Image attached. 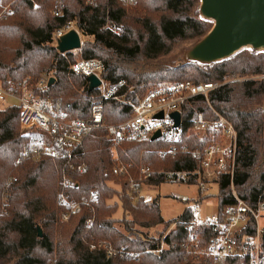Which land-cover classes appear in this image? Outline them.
<instances>
[{"label":"trees","instance_id":"1","mask_svg":"<svg viewBox=\"0 0 264 264\" xmlns=\"http://www.w3.org/2000/svg\"><path fill=\"white\" fill-rule=\"evenodd\" d=\"M61 1L62 16L56 18L53 0H35L36 8L29 0H0V13L9 4L12 10L0 16V85L17 86L26 78L35 84L45 78L44 89L35 95L59 100L70 118L83 120L94 101H99V94L88 90L87 78L71 72L78 55L102 61L103 78L111 83L125 81L133 89L128 97L159 82L218 84L208 101L198 96L186 102L183 126L192 118H212L209 107L225 117L237 133L234 191L250 203L264 190V110L259 107L264 82L255 79L264 74V52L241 51L209 65L185 62L171 67L165 61L178 43L195 44L212 29L213 22L200 17V0H137L132 6L120 0H94L95 6L87 0ZM70 21L84 41L79 50L59 53L55 32ZM144 68L147 71L140 70ZM103 105L107 124L129 117V109L121 104ZM19 112L17 106L0 107V264H245L239 259L185 262L181 244L186 238L188 208L165 221L157 199L146 201L142 195L145 188L158 186L164 179L153 176L131 191L126 178L111 174L117 162L130 164L132 174L140 163L154 171L192 170L196 161L190 156H161L160 151L167 148L161 139L124 142L114 156L105 132L97 131L78 151L87 170L69 172L72 184L62 189L60 163L42 159L15 164L28 140L18 128ZM183 144L199 145L188 139ZM112 181L121 192L109 186ZM62 190L68 202L81 204L80 212L67 221L61 219L68 211L60 202ZM93 194L96 198L89 201ZM217 199L219 208L232 201L225 177L220 180ZM83 201H89V206ZM119 208L123 215L115 218ZM125 212L130 220L123 218ZM173 223H177L175 229L164 240L170 248L158 254L147 252L159 249L164 232ZM158 225L164 226L158 237L141 230ZM100 242L134 252L136 262L107 258L98 248Z\"/></svg>","mask_w":264,"mask_h":264},{"label":"built area","instance_id":"2","mask_svg":"<svg viewBox=\"0 0 264 264\" xmlns=\"http://www.w3.org/2000/svg\"><path fill=\"white\" fill-rule=\"evenodd\" d=\"M36 8L35 0H29ZM126 6H132L137 0H120ZM88 5L95 6L94 0H87ZM62 1L53 0L52 15L62 16ZM9 6L4 7L2 14H10ZM76 30L73 22H67L55 32V42L64 34ZM104 64L99 59H80L75 61L70 70L73 74L88 78L95 77L99 81L97 87L99 101L93 103L86 119L70 118L61 107L59 100H51L35 91H42L46 79L31 84L30 78L24 79L17 86L4 87L0 85V101L13 99L19 108V126L21 134L28 136L20 156L15 164L20 165L30 160L50 159L62 165L60 182L62 189L69 187L72 180L68 173L82 174L86 164L79 160L78 151L84 141L95 132L103 130L113 149L124 142L142 143L159 132L167 148L160 151L161 156L175 157L187 155L196 161L192 170L154 171L140 164L135 168L128 163L117 162L111 170L112 175L124 177L128 188L136 191L138 186L153 176H161L166 182L195 185L198 197L191 201L188 207L189 218L184 222L186 238L181 244L183 260L196 262H220L226 259H239L245 264H264V190L252 202L241 199L232 186L235 157L237 151V133L230 121L218 112L213 111L212 118H192L188 126H183L182 110L189 99L202 96L208 101V94L218 84L199 83L191 81L163 82L155 84L135 100L128 95L132 88L125 81L111 83L102 76ZM255 79L264 82V74ZM104 102L121 104L129 109V117L117 124H107L104 120ZM162 118H154L158 113ZM180 116L178 125L172 114ZM33 133H40L36 137ZM156 139V140H158ZM195 140L199 143L195 148L183 144L185 140ZM225 177L230 182V198L232 201L222 208L217 206L213 214H204L200 210V201L212 197L215 190L219 195L220 180ZM15 180V179H14ZM60 202L68 208L62 213L61 219L67 221L71 215L80 212L81 204L68 202L60 194ZM91 195L89 201L95 199ZM89 201L82 204L89 206ZM93 219L88 220L92 224ZM177 223L168 227L162 236L159 249L147 252L158 254L169 249L164 240L175 229ZM160 232L164 230L161 225ZM209 232L204 234V232ZM207 232V233H208ZM107 258L137 260L134 252L124 248L116 249L108 243H98ZM95 249V246H91Z\"/></svg>","mask_w":264,"mask_h":264},{"label":"water","instance_id":"3","mask_svg":"<svg viewBox=\"0 0 264 264\" xmlns=\"http://www.w3.org/2000/svg\"><path fill=\"white\" fill-rule=\"evenodd\" d=\"M200 17L213 22L212 29L198 42L193 44L187 55V62L209 65L229 59L241 49L264 50V0H200ZM81 48L80 35L71 30L56 41L59 53H66ZM53 82L49 80V84ZM88 90H96L99 81L87 78ZM154 118L161 119L162 113ZM175 125L180 116L172 114ZM160 136L156 132L151 140ZM39 236H41L39 230Z\"/></svg>","mask_w":264,"mask_h":264},{"label":"rangeland","instance_id":"4","mask_svg":"<svg viewBox=\"0 0 264 264\" xmlns=\"http://www.w3.org/2000/svg\"><path fill=\"white\" fill-rule=\"evenodd\" d=\"M7 6H10V4L7 5ZM83 41H84V38L81 37V42H83ZM192 46H193V43H191V42L178 43V45L174 48V50L167 56L165 62L166 63L169 62L168 64L171 67H177V66L187 62L188 61L187 55H188V52L191 50ZM251 50H252L251 48L246 47V48L241 49L239 52H241V51H251ZM257 52H264V50H259ZM75 53H77V52H75ZM80 59L81 58L78 55L76 57V61L80 60ZM140 64L142 66L143 62H140ZM151 64H155V62H153ZM136 66L137 65L134 64V65H132L130 67L131 68H135ZM140 70L141 71H147V68L140 69ZM43 79H45V78H43ZM169 82H172V81H169ZM191 82H193V81H191ZM159 83H163V82H159ZM159 83H153L152 85H149V88L152 87L153 85L159 84ZM32 85H34V84H32ZM10 86H12V85H10ZM10 86H8V87H10ZM129 87L132 88L131 86H129ZM142 91L143 90H139L137 92L135 91V93L131 97H129V99L136 101L137 98H139L141 95H143V93H145V92H142ZM132 92H133V89H132ZM49 99H51V98H49ZM95 102H97V101H94V103ZM7 106H17V102L15 100L9 99V98H5V100H1L0 101V107L5 108ZM259 107L264 110V98H263V100H262V102H261ZM208 113H209V115H213V111L211 110L210 107H209ZM125 119L126 118L124 116H122V119H119L118 122H113L111 124L121 123V122L125 121ZM18 128H19V131H20V134H21L22 131H21L19 125H18ZM99 131H103V130H99ZM103 133H104V131H103ZM105 138H106V136H105ZM109 146H110L111 154L116 156V152H117L118 148L117 149H113L111 147V145H109ZM140 164H142V163H140ZM86 167H87V165H86ZM115 183L116 182L112 181V182L109 183V186L111 188H113L114 190H116L118 192H121V187L118 184H115ZM142 195L144 196L146 201H151L152 199H157V201L159 203V209H160L161 217L163 218V220L167 221V220L175 219L187 207H189V205L192 203L191 201L196 198L197 188H196L195 185H189V184H183V183H175V182H167L166 181V182H164V183H162V184H160L158 186H152V187H149V188L148 187L145 188L144 191L142 192ZM119 196L120 195H118V197ZM217 197H218V193L214 190L212 192V197H210L209 199L203 201L200 204L201 212L204 213V214H213V213H215V211L217 209V203H216V198ZM122 215H123V213L121 211V208H119L118 212L115 214V218H121ZM123 218L129 219V220L131 219L130 214L128 212L124 213ZM161 228H162V226L158 225V226H155V227L150 228V229H141V230L144 231L149 236L158 237V235L160 233L159 229L161 230Z\"/></svg>","mask_w":264,"mask_h":264},{"label":"crops","instance_id":"5","mask_svg":"<svg viewBox=\"0 0 264 264\" xmlns=\"http://www.w3.org/2000/svg\"><path fill=\"white\" fill-rule=\"evenodd\" d=\"M197 197H198V193H197L195 199H197ZM209 198H210V197H208V198H204L203 200L200 201V204H201L203 201H205V200H207V199H209ZM195 199H194V200H195ZM192 201H193V200H192ZM217 201H218V199L216 198V203H217V206H218V202H217ZM187 208H188V207H187ZM216 211H217V209H216Z\"/></svg>","mask_w":264,"mask_h":264}]
</instances>
